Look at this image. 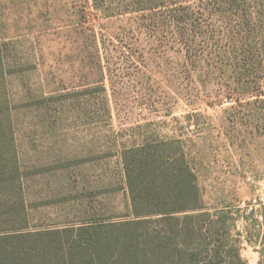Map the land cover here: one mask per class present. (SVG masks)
Returning a JSON list of instances; mask_svg holds the SVG:
<instances>
[{"label": "rangeland", "instance_id": "1", "mask_svg": "<svg viewBox=\"0 0 264 264\" xmlns=\"http://www.w3.org/2000/svg\"><path fill=\"white\" fill-rule=\"evenodd\" d=\"M179 140L264 250V0H0L3 226L130 213L122 151Z\"/></svg>", "mask_w": 264, "mask_h": 264}, {"label": "trees", "instance_id": "2", "mask_svg": "<svg viewBox=\"0 0 264 264\" xmlns=\"http://www.w3.org/2000/svg\"><path fill=\"white\" fill-rule=\"evenodd\" d=\"M122 161L131 203L122 218L5 227L0 203V264H249L234 211L204 204L179 140L146 139L124 149Z\"/></svg>", "mask_w": 264, "mask_h": 264}]
</instances>
